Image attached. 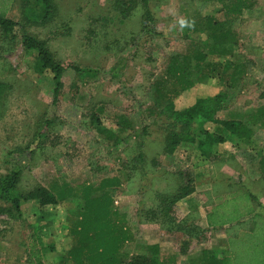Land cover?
I'll use <instances>...</instances> for the list:
<instances>
[{"label":"rangeland","instance_id":"1","mask_svg":"<svg viewBox=\"0 0 264 264\" xmlns=\"http://www.w3.org/2000/svg\"><path fill=\"white\" fill-rule=\"evenodd\" d=\"M111 2L58 0L56 24L26 27L28 32L48 40L57 58L67 66L62 78L64 88L55 102L53 75L50 71L42 74L34 71V55L25 51L20 39L22 31L11 43L13 47L3 53L13 68L7 79L15 82V88L10 91L0 120V174L19 164L24 171L20 185L24 192L41 185L55 193L70 194L56 204L42 205L32 199L24 201L21 219L0 215V264H37L28 258V240L34 225L45 230V242L55 239L57 252L43 249V264H74L69 250L79 239L75 230L84 209L83 185L99 187L102 179L117 175L122 185L108 189L114 197L113 207L119 212L113 218L129 233L120 250L124 262L146 250L147 242L164 237L162 230L149 223L150 215L159 205V195L163 192L174 194L186 185L189 189L195 187V172L204 173L205 168L215 172L222 167L210 159L201 162L206 164L203 168L193 167L195 145L181 143L172 153H164L170 119L165 114L156 116L154 111H149L155 106L159 85L162 92H173L174 96L178 85L173 76L165 79V71L175 60L179 63L183 56H193L198 43L204 52H209L206 61L210 63L247 62V76L238 80L233 89L236 96L231 111L243 113L247 120L264 106V0H250L249 6L231 15L225 13L218 0H151L153 20L146 24L142 23L144 10L140 8L127 19L116 18ZM196 12L218 17L236 31L239 44L229 52L212 53V41L205 32L184 34L182 24L189 23L188 15ZM8 17L23 21L17 5L10 8ZM64 25L68 33L57 34ZM72 65L90 66L98 74L82 75ZM233 69L227 68L225 73ZM221 71L222 68L216 67L207 76L194 75V85L185 91L178 89L175 94L176 108L182 109L197 98L230 92V82L222 78ZM161 99L157 100L159 109H163L166 102ZM218 114L228 117V110ZM93 115L98 116L96 123L99 124L92 122ZM120 122L128 125L122 131ZM146 126L150 133L143 135ZM215 126L213 122L206 124L211 131ZM253 127V144L230 141L224 133L226 141L215 147L216 156L232 157L238 164V167L230 166L235 169L229 171L242 181L248 177L247 160L264 156V128L258 124ZM143 138L147 141L144 152L146 163H149L146 176L140 168L136 171L123 168L137 141ZM29 148L38 152L30 155ZM188 172L192 178L183 177ZM230 202L234 206L225 214L223 206L214 208L211 220H231L253 208L246 192L239 193L226 204ZM171 208L173 219L182 216L179 203ZM157 214L160 220L170 217L164 215L161 208ZM48 227L56 229L49 231ZM244 248L241 246L240 251Z\"/></svg>","mask_w":264,"mask_h":264},{"label":"trees","instance_id":"2","mask_svg":"<svg viewBox=\"0 0 264 264\" xmlns=\"http://www.w3.org/2000/svg\"><path fill=\"white\" fill-rule=\"evenodd\" d=\"M218 1L223 4V9L228 15H231L232 12H240L243 6H249L251 4H249L250 0ZM111 3L112 9L115 11V17H118L120 20L129 18L139 8L144 10L142 23L146 24L148 21L153 20L151 0H112ZM15 5H17L22 13L23 21L21 23L8 17L10 8H13ZM189 16V23L182 24L183 33L188 35L190 31L205 32L207 37L212 41L213 49L210 52L223 54L231 51L233 47L239 44L236 31L227 27L218 17L213 15L204 16L199 12ZM58 17V0H0V120L5 113V106L8 96H10V91L15 88V82L9 78L7 79L8 75L12 74L11 71L13 68L3 57V53L7 51L5 49L8 48L10 50L13 47L11 43L16 40L19 31H22L20 39L25 51L34 55V71L39 74L50 71L53 75L54 102L62 94L64 88L62 78L67 66L57 58L48 40L37 37L33 33L28 32L26 28L31 26V24L52 26L54 24L53 22L56 24ZM144 30L142 29V31ZM50 32L52 33L54 31L51 30ZM56 32L57 34H62V32L63 34L68 33L65 25L60 27ZM192 44H195V42L192 41ZM197 46L198 48L193 52L194 55L192 53L193 56H183V59L179 63L176 60L174 63L172 62L165 71V79L168 76H173L178 85V89L185 91L194 85V75L197 77L201 75L207 76L211 72H214L216 67H219L222 68L220 72L222 78L230 82L232 90L230 92H220L215 96L197 98L182 109H177L174 99L177 97L175 94L179 90L177 88L175 89L174 98L172 95L173 92L170 94L164 93L161 91L162 86L159 85L156 93L155 106L149 108V111H154V115L165 114L167 119H170L168 127H166L168 134L163 145V152L172 153L181 143L189 144L190 146L195 145V151L192 153L193 167L208 159L222 160L215 155V147L226 141V137L223 135L224 133H227L230 141L249 144L254 141L253 136L255 130L253 126L258 124L260 128H264V106L259 107L254 113L249 115L247 120L244 119L245 115L243 113L231 111L233 97L236 96L233 94V89L238 80L247 76V62L228 61L224 64L223 62L216 61L210 63L206 61L209 52L206 53L203 51L201 43H198ZM192 62H194V65H192ZM232 67L234 69L231 73H225L227 68L231 69ZM72 68L82 75L96 76L98 74V71L92 69L90 66L81 67L72 65ZM5 76L6 78H4ZM164 81L166 82L167 80ZM164 81H158V83ZM161 98L166 101L162 105L163 109H159L160 105H157V100ZM224 110H228V117L223 118L218 116V113ZM98 121V116L93 115L92 122L96 123ZM209 122L216 124L213 131L206 127V124ZM127 126L122 125L120 122V131L124 130ZM147 132L150 133L148 126L144 127L143 135L147 134ZM144 140L143 138V140L140 139L137 141L132 154L124 161L123 168H129L130 171H136L140 168L142 174L146 176V165H149V163H146L144 149L147 141ZM29 150L30 155L38 152V150L31 151L33 149L30 148ZM153 163L157 164V161L153 160ZM235 165L238 167L237 163ZM23 173L22 167L16 164L7 173L0 174V215H6L9 219H21L23 217L22 204L24 201L32 199L40 202L42 205L56 204L59 200L65 199L70 194L67 192L55 193L52 189L45 188L41 185H37L29 191L24 192L20 187ZM190 175L191 173L188 172L183 177L192 178L191 176L193 175ZM119 178L120 175L104 178L99 187L83 185V189H85L83 195L84 209L81 220L75 230L79 239L77 245L69 250L74 264H167L162 257H159L158 252L155 251H152L151 255H133L128 261L124 262V257L120 250L124 241L128 239L127 236L129 237V233H127L122 225L119 226L113 218L114 216H118L119 212L113 207L114 197L112 191L108 189H115L119 184L122 185ZM189 187V185L180 187L176 194L172 195L160 194L159 205L155 210L161 208V212L164 215H169L172 212L171 206L191 192L193 186L190 189ZM243 192L249 195L252 202L253 200H257L249 190ZM234 194L235 192L231 193V198H226L219 205L224 208L223 214L228 211L226 208L234 206L232 202L226 204L227 201L235 198L232 197ZM251 211L253 212V208L248 212H241V214L250 213ZM157 215V212L152 213V217H157ZM239 216L236 215L231 220L223 221L237 220L240 218ZM253 219L255 221L253 230L242 236L244 246H248L249 249L255 245L264 247V221H261L260 215L258 214L254 215ZM170 221L173 227L176 226L178 229H183L184 232H187L181 221L177 223L176 219H171ZM210 222L222 221H212L210 218ZM32 227L28 240V258L29 260L34 259L37 264H43V249L57 252L55 239H48L45 242L43 239V232L45 231L43 227L38 225ZM50 228L48 227L49 231L56 229ZM51 237L52 234L50 233L49 238ZM257 250L261 254V250L263 249L260 248ZM209 262L211 263L212 261ZM228 262L229 260H224V262L219 261L217 264H228ZM256 264H260V262L256 261Z\"/></svg>","mask_w":264,"mask_h":264},{"label":"crops","instance_id":"3","mask_svg":"<svg viewBox=\"0 0 264 264\" xmlns=\"http://www.w3.org/2000/svg\"><path fill=\"white\" fill-rule=\"evenodd\" d=\"M221 159L214 160L216 166H222L218 167L217 171L213 172L205 168L204 173L195 172V179L197 178L194 181L195 187L176 202L181 206L182 216L178 219L174 217V219L176 223L181 221L187 232L176 226L173 227L170 221L173 219L172 212L169 213V219L165 220L150 215L149 223L162 230L164 237H156L147 242L146 250L135 255H151L152 251H155L167 264H193V262L194 264H217L224 260H229L228 264H253L255 261L264 264V247L255 245L249 249L242 242V236L254 228V215H260L261 221H264V157L247 160L246 174L250 178L246 176L248 183L246 179L242 181L236 173L229 171V169H235L230 166H236L232 157ZM200 164L198 163L195 168L206 166V164ZM248 190L257 199L253 200V212L241 214L240 218L233 221L210 222L212 210L226 198H231V193L235 192L232 196L234 198ZM163 194L168 193L163 192ZM154 212L158 213V210ZM241 246L246 247L242 252ZM260 248L263 249L261 254L257 250Z\"/></svg>","mask_w":264,"mask_h":264}]
</instances>
